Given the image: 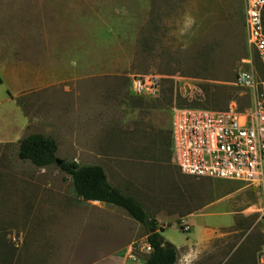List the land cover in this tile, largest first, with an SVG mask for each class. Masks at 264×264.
Segmentation results:
<instances>
[{"label": "rangeland", "instance_id": "rangeland-1", "mask_svg": "<svg viewBox=\"0 0 264 264\" xmlns=\"http://www.w3.org/2000/svg\"><path fill=\"white\" fill-rule=\"evenodd\" d=\"M243 18L244 0H0V52L13 56L0 67V96L22 88L35 71L65 74L66 64L74 65L76 76L102 89L108 106L93 126L105 145L109 183L136 197L176 248L197 245L209 229L191 248L195 264H258L264 234L256 190L184 175L170 161L174 107L220 109L231 99L247 104L249 93L232 84L250 55ZM149 73L162 76L159 93L134 96L131 77ZM65 87L15 95L28 117L24 135L53 137L57 157L67 161ZM146 127L159 147L149 162L145 146L131 145ZM120 135L118 153L113 143ZM16 151L17 143L0 146V264H144L141 250L132 249L136 260L128 257L130 245L146 241L144 225L121 207L90 206L59 165L36 167ZM132 151L143 160L132 161ZM192 212L182 219L195 221L185 231L180 218Z\"/></svg>", "mask_w": 264, "mask_h": 264}, {"label": "built area", "instance_id": "built-area-1", "mask_svg": "<svg viewBox=\"0 0 264 264\" xmlns=\"http://www.w3.org/2000/svg\"><path fill=\"white\" fill-rule=\"evenodd\" d=\"M243 27L250 55L241 59L232 84L249 93L247 104L240 106L232 99L220 109L174 107L170 161L187 176L252 186L259 196L256 211L264 234V0H244ZM161 80L154 73L132 76L129 90L136 97H153ZM182 229L188 231V224ZM132 249L149 253L151 247L147 241L130 245L128 257L136 260ZM257 262L264 264V241Z\"/></svg>", "mask_w": 264, "mask_h": 264}, {"label": "crops", "instance_id": "crops-1", "mask_svg": "<svg viewBox=\"0 0 264 264\" xmlns=\"http://www.w3.org/2000/svg\"><path fill=\"white\" fill-rule=\"evenodd\" d=\"M33 41L34 44L38 43L36 40ZM11 59H13L12 54L10 56V54L6 55L5 53L2 54L0 52V67L4 66L5 62ZM35 59L37 60L38 58L36 57ZM55 64V67L59 66L58 61H56ZM78 64L79 65H77V67L79 68L84 66L80 62ZM63 65L65 67V63ZM24 66L25 65H23V67ZM50 66L52 69L54 68V65L51 64ZM69 67L72 68L71 71H69ZM66 68L65 74H60L58 70H51L50 73H47L46 75H43L41 71H35L32 77L25 78L20 82V84H22V88H19L16 92L6 89L5 96H0V106L2 104H7L6 107H0V146L2 148L4 145L9 143L16 144L20 138L26 136L22 130L25 129L28 124V117L23 113L22 109L16 102L15 93L18 92L23 95L24 93H28L31 90H43L48 87L65 83V90L67 92L65 105V115L67 122V161H74L79 165H100L105 171V168L102 165V159L106 156L102 150L105 145L100 141L98 126H93L99 124L101 117L103 118L107 116L108 106L106 105V102L100 98V91H102V89L99 87H92L89 83L90 77L85 75L76 76L74 65L69 66L66 64ZM14 113H16V118ZM152 133L153 131L151 127H146L141 137L136 136V138H133L131 141L133 148L134 146L138 147L140 145L146 147V162L154 160L156 149H159V147L155 146V144H153L152 140L150 139ZM114 141L113 147L115 151L120 153L124 146L122 135L118 136V139L116 138ZM131 158L132 161L135 162H140L143 160L137 154H134L133 151ZM120 159H122V157L116 156L115 160ZM163 160L166 163V156H164ZM105 174L108 180L106 171ZM85 202L98 210L103 209L108 205L93 200H87ZM193 216V212L188 213L180 218L181 222L188 225L195 223L193 219H190V222L188 223L182 220L183 217L191 218ZM156 220L159 219L156 217ZM209 232V229L205 230L206 236L209 235ZM204 238L201 240V242L204 240ZM201 242L197 245H200ZM197 245H184L177 248L178 258L175 264H195L199 257L197 253L191 251V248ZM180 248H186V250L179 253Z\"/></svg>", "mask_w": 264, "mask_h": 264}, {"label": "trees", "instance_id": "trees-1", "mask_svg": "<svg viewBox=\"0 0 264 264\" xmlns=\"http://www.w3.org/2000/svg\"><path fill=\"white\" fill-rule=\"evenodd\" d=\"M16 155L20 160H28L36 167L56 164L57 142L53 137L32 132L18 140ZM59 168L71 177L73 190L78 198L121 207L131 218L147 228L146 241L151 250L147 253L144 264H175L178 249L163 239L155 219L147 215L136 198L108 182L102 166L79 165L74 161L62 160Z\"/></svg>", "mask_w": 264, "mask_h": 264}, {"label": "water", "instance_id": "water-1", "mask_svg": "<svg viewBox=\"0 0 264 264\" xmlns=\"http://www.w3.org/2000/svg\"><path fill=\"white\" fill-rule=\"evenodd\" d=\"M55 161H56V164L59 165V164L62 162V159H60V158L57 157V158L55 159Z\"/></svg>", "mask_w": 264, "mask_h": 264}]
</instances>
